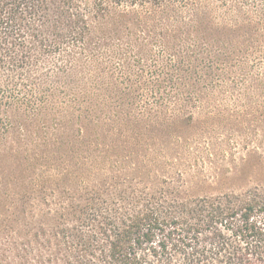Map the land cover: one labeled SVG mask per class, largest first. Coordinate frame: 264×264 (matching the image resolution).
Here are the masks:
<instances>
[{"label":"trees","instance_id":"obj_1","mask_svg":"<svg viewBox=\"0 0 264 264\" xmlns=\"http://www.w3.org/2000/svg\"><path fill=\"white\" fill-rule=\"evenodd\" d=\"M259 1L0 0V71L8 81L0 83V107L61 99L74 121L59 147L62 159L74 161L73 173L61 172L71 186L59 190L57 226L42 241L35 234L30 245L55 243L59 264H264V153L254 146L255 161L241 157L235 165L242 174H211L208 162L233 152L196 124V110L216 107L215 95L227 90L232 75L203 90L206 72L190 44L177 47L174 32L149 26L161 42L154 52L119 32L156 25L153 10L189 9L193 36L264 47ZM107 35L125 46L111 45L104 60L90 48L92 38ZM200 52L211 55L204 63L213 67L212 51ZM239 64L260 69L264 49ZM27 72L46 77L55 93L22 82ZM63 76L80 88L78 95L56 97L66 94L55 84ZM243 81L234 102L247 91ZM256 167L262 171L250 183Z\"/></svg>","mask_w":264,"mask_h":264},{"label":"rangeland","instance_id":"obj_2","mask_svg":"<svg viewBox=\"0 0 264 264\" xmlns=\"http://www.w3.org/2000/svg\"><path fill=\"white\" fill-rule=\"evenodd\" d=\"M256 8L263 14L264 1L257 2ZM189 12V9L153 10L150 16L155 17L156 25L152 26L151 21L148 26L143 27L122 26L119 32L125 36V41L127 39L135 46L147 43L151 52H154L161 42L159 36L150 31V27L174 32L179 40L177 47L183 41L190 44L193 49L190 51H193L194 57L206 72L205 78L208 80L201 86L203 90L204 87H209L214 79H227V75H232L228 80V91L222 90L215 95L218 98V102L214 103L216 107L204 108L201 113L196 110V124L208 127L210 135L214 136V139L229 143V151L233 152L218 160L216 165L212 166L208 162L207 171L214 175L220 173L223 177H228L233 172L242 174L235 165L241 163V157L247 156V159L255 161L258 153L252 152L254 146L260 147L258 151L264 153V65L260 69L246 65L244 70H240L239 61L248 52H259L264 47L256 40H245L244 44V38L234 45L227 39L221 42L212 40L211 44L204 37H195L193 31L187 28L191 24ZM250 30L244 32L246 36ZM113 37L107 35L104 40L92 38V54L101 55L104 60L110 59L113 53L111 45H117L121 49L125 46V42H119ZM244 45L253 49H243ZM206 47L213 53V67L207 68L204 63L208 62L211 55L200 52ZM203 57L204 60H201ZM51 59L56 60V57ZM2 72L0 71V83H6L7 77ZM21 76L23 78L19 79L22 82L25 80L29 86H37L48 95L52 87L54 93L57 90L53 86L54 83H50L46 77L30 72ZM244 78L247 91L242 97L238 96L235 103L231 95L235 94L236 97L243 92ZM55 84L56 87H66L62 88L66 91L65 96L60 92L56 97L78 95L80 88L69 77H59ZM21 102L11 100V104L3 102L0 107V116L4 120L3 124L0 123V255L4 264H59L61 253L55 243L47 246L38 243L30 245L28 239H34V235L38 234L42 241L46 232L51 234L55 230L57 212L62 200L59 190L71 186L63 181L61 172L73 173L74 159L69 156L62 159L63 152L59 148L65 140L66 132H71L73 128L71 107L69 104L65 105L61 99L54 101V105L40 103L33 108H27L28 106ZM18 104L23 107L18 109ZM211 125L216 129H211ZM235 141H240V145L233 147ZM250 171L253 174L250 183L258 181L254 174L260 173L261 167L252 168ZM70 177L73 179V176ZM242 183H247V180ZM49 258H52V261Z\"/></svg>","mask_w":264,"mask_h":264}]
</instances>
